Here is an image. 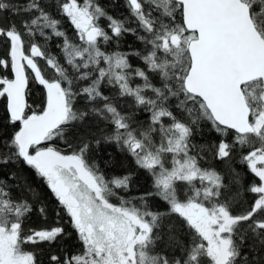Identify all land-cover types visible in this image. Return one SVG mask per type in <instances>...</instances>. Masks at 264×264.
Returning a JSON list of instances; mask_svg holds the SVG:
<instances>
[{
	"label": "snow or ice",
	"instance_id": "obj_1",
	"mask_svg": "<svg viewBox=\"0 0 264 264\" xmlns=\"http://www.w3.org/2000/svg\"><path fill=\"white\" fill-rule=\"evenodd\" d=\"M0 264H264V0H0Z\"/></svg>",
	"mask_w": 264,
	"mask_h": 264
},
{
	"label": "trees",
	"instance_id": "obj_2",
	"mask_svg": "<svg viewBox=\"0 0 264 264\" xmlns=\"http://www.w3.org/2000/svg\"><path fill=\"white\" fill-rule=\"evenodd\" d=\"M107 2H108V0H101V3H105L106 4ZM122 2H123V0H121V3ZM117 11L119 13H124L125 12V10H124L123 7L118 8ZM129 39H131V38H129ZM51 47H52L53 52H55L56 51L55 43H53L51 45ZM39 96H40V89L34 87L33 88V99H37ZM212 135L213 134L210 133L207 128H204L203 134L202 135H198L195 138V142H197V143H205L207 140H209V139L212 138ZM213 163H214V166L216 167V169L218 171H223L224 165L222 163H218V162H215V161ZM233 167L237 171H244V169H245V166L244 165H241L239 163V158L238 157H237L236 160L233 161ZM145 186H148L147 185V182L145 181V179L143 177H141L140 180H139V182H138V184L136 185V188L134 189V193L133 194H135L136 191H143V189L145 188ZM248 198H249L248 196H245L244 197V199H248ZM242 206H243V201L242 200L241 201H237V203L235 204V207H236L237 210H239ZM161 210H163V208H161ZM250 242L251 241H247L246 243H250ZM65 243H66V245L68 247L75 246V239H74V237H73V239L67 240ZM245 253L247 254V249H245Z\"/></svg>",
	"mask_w": 264,
	"mask_h": 264
},
{
	"label": "rangeland",
	"instance_id": "obj_3",
	"mask_svg": "<svg viewBox=\"0 0 264 264\" xmlns=\"http://www.w3.org/2000/svg\"><path fill=\"white\" fill-rule=\"evenodd\" d=\"M145 187H147V186H145ZM113 202L115 203V202H117V201L113 200Z\"/></svg>",
	"mask_w": 264,
	"mask_h": 264
}]
</instances>
